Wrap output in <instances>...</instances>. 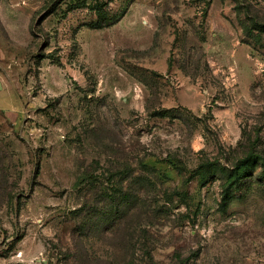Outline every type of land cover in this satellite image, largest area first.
I'll use <instances>...</instances> for the list:
<instances>
[{
    "label": "rangeland",
    "instance_id": "1",
    "mask_svg": "<svg viewBox=\"0 0 264 264\" xmlns=\"http://www.w3.org/2000/svg\"><path fill=\"white\" fill-rule=\"evenodd\" d=\"M207 3L0 0V264H264V0Z\"/></svg>",
    "mask_w": 264,
    "mask_h": 264
},
{
    "label": "trees",
    "instance_id": "2",
    "mask_svg": "<svg viewBox=\"0 0 264 264\" xmlns=\"http://www.w3.org/2000/svg\"><path fill=\"white\" fill-rule=\"evenodd\" d=\"M238 2V0H235ZM207 5L209 4V0H207ZM240 7V3H237V10ZM240 13V11H238ZM243 23V28L245 30V34L249 35V36H254V31L255 30H261L264 31V23L261 24H256L253 27H250L247 25V23H245L244 21H242ZM165 110H161L158 113H156L157 115H165L164 113ZM263 161L264 163V157L263 156H259L258 154L255 153H249L247 156H245L243 159H241L234 168L229 169V168H224V171L228 174L226 175V179L227 180H231L230 184L234 185L237 182H239V180L243 179L245 176H247L246 172V166L250 163V162H260ZM210 165H201V169H209L211 167ZM212 167H214V165L212 164ZM182 195V194H181ZM185 196V194H184ZM114 200H117L116 195L114 196Z\"/></svg>",
    "mask_w": 264,
    "mask_h": 264
}]
</instances>
